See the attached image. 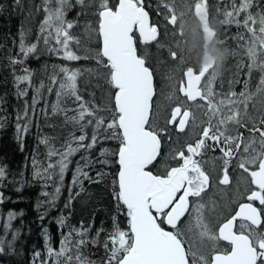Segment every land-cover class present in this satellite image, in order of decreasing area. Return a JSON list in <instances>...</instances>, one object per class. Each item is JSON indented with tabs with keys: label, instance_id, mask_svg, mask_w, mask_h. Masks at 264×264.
I'll return each instance as SVG.
<instances>
[{
	"label": "snow or ice",
	"instance_id": "obj_1",
	"mask_svg": "<svg viewBox=\"0 0 264 264\" xmlns=\"http://www.w3.org/2000/svg\"><path fill=\"white\" fill-rule=\"evenodd\" d=\"M180 3L184 4V0ZM76 5L94 9L98 27L89 23L82 35L77 34L79 22L67 18ZM14 6L25 7L23 0H14ZM34 11L43 14L35 42L26 43L21 27L19 48L23 59L10 53V65H24L32 56L39 59L41 45L43 51L58 59L94 60L96 65L87 69L59 66L58 71L57 65H52L49 73L45 64V78L38 84L33 70L24 67L22 74L14 72L16 95L23 101L22 110H16L18 139L22 140L29 131L42 101L44 107L39 110L45 120L62 115L64 127L71 125L72 129L67 138H59V147L57 137L44 135L38 140L46 152L43 159L39 148L33 155L32 179L43 182V187L54 186V191L42 192L48 199L37 207L56 206L70 170L66 209L80 195L75 191L78 186L83 190L85 181L103 182L110 173L102 169L118 165L112 192L118 209H126L128 230L119 227L115 216L110 231L103 225L95 228L94 223L85 225L81 221L67 233L61 232L58 247L45 230L46 258L34 252L33 264H95L90 253L99 247L105 252L100 264H264V0H230L229 4L221 0L216 7L223 16L220 24L234 23L242 29L235 39L247 58L238 68L246 69V73L229 80L225 92L221 79L224 61L214 60L200 67L198 73L189 66L178 86L183 98L177 95L176 85L168 96L170 104L174 100L170 111L154 101V72L147 57L138 54L133 33L138 31L145 44L156 42L161 56L166 50L174 62L181 63V57L168 41L161 39L159 27L149 23L143 0H117L115 4L92 0L90 5L88 0H43L41 6H34ZM157 12L172 26L165 29L166 35L170 31V37L176 35L175 29L185 14L197 15L210 39L224 47L228 56L234 55L211 23L209 0H189L184 8L176 0H160ZM85 72L96 78V87L101 91L99 102L95 90L92 100H86L80 92L79 81ZM254 73L259 77L255 83ZM236 85H241L239 90ZM30 91L33 94L29 102ZM45 91L55 94L56 102L50 106L44 100ZM162 107L163 126L158 119L155 123L152 120ZM170 128L177 134L175 140ZM164 136L170 144L177 145L169 152L175 163L154 173L149 166L162 156ZM110 141L116 142V148L104 146ZM217 150L223 162L219 185H231L230 164L236 161L248 188L243 194L246 202H239L234 214L214 230L206 216L204 198L211 180L202 160ZM77 155L80 158L74 161ZM6 179V169L0 167V187ZM4 199L0 191V203ZM257 201L259 207L255 206ZM45 215L40 216L41 221ZM16 216L10 211L8 222L3 224L11 239L0 237V254L14 249L18 240V235L10 231ZM237 220L241 222L239 232L235 230ZM57 223L61 229L67 227V217L61 215ZM218 241H226L229 249L220 251L217 247L212 254H205L207 242Z\"/></svg>",
	"mask_w": 264,
	"mask_h": 264
},
{
	"label": "trees",
	"instance_id": "obj_2",
	"mask_svg": "<svg viewBox=\"0 0 264 264\" xmlns=\"http://www.w3.org/2000/svg\"><path fill=\"white\" fill-rule=\"evenodd\" d=\"M215 1L217 6L221 4L220 0ZM23 2L25 7L18 9L14 6V0H0V5L3 6L2 10H0V167H4L7 172V179L3 182L4 186L0 187V191L4 193L5 197L4 202L0 203V237L11 239L10 236L5 234L6 230L3 227V224L8 222V213L10 211L17 213L16 218L11 221L12 227L10 231L18 235L14 249L6 254H0V264H33L34 252H41L46 258L43 235L45 230L51 237L52 244L57 247L62 239L61 232L67 233L69 228L79 226L81 221L85 225L94 223L95 228H100L103 225L106 230L110 231L113 227V217L115 216L119 227L123 230H128L126 210L122 206L118 209L112 192V179L118 172L117 165L102 169L110 173L103 182L93 184L85 181L83 190L78 186L75 191L79 192L80 195L76 196L73 203L66 209L64 205L69 195L67 189L72 179V171L70 170L66 174L56 206L54 208H50L49 205L37 207L42 201L48 199L42 195V192L54 191V186L43 187V182L32 179L33 155L39 148L40 158L43 159V154L46 152L44 146L38 144V140L44 135L57 137L56 146L59 147L62 142L59 138H67L69 131L72 129L71 125L67 128L64 126L60 127L59 124H55L56 117H49L47 121L51 122L55 127L53 130L47 128L49 131L47 132L46 127H44L46 120L40 110H37L36 117L29 131L23 134L22 140L17 138L16 110L17 108L22 110L23 101L19 100L16 95L14 72L22 74V69L26 65H10L8 55L11 53L21 58L19 33L23 19L29 11L34 13V6H41L43 0H23ZM227 2H230V0H224L225 4ZM77 9L80 10L78 5L69 11L67 17L69 20L73 19L72 17L77 13ZM38 28L39 24H37L36 30L32 28L34 30V34L31 35L33 42H35ZM228 29L230 28L225 27V30ZM238 33L232 31L226 33L223 31L221 32V37L231 39L233 36L237 37ZM228 43V47L227 45L225 47L235 49L230 40H228ZM41 52L39 59L34 58V60L31 57L25 61L33 64L32 67H29L33 72L39 67L38 62L40 60L42 62L45 60L49 61L52 56L43 51V47H41ZM228 62L230 63V60ZM104 146L114 149L116 148V142L110 141ZM79 158V155H77L73 159L75 161L79 160ZM71 167L74 168L75 164L73 163ZM22 173L23 175H21ZM92 174L95 175L94 172ZM45 213V219L41 221L40 216ZM61 215L67 217V227L63 229L57 223V218ZM90 259L95 261V264H100L105 259L104 249L102 247L91 249Z\"/></svg>",
	"mask_w": 264,
	"mask_h": 264
},
{
	"label": "flooded vegetation",
	"instance_id": "obj_3",
	"mask_svg": "<svg viewBox=\"0 0 264 264\" xmlns=\"http://www.w3.org/2000/svg\"><path fill=\"white\" fill-rule=\"evenodd\" d=\"M89 2H92V0H88V3ZM159 2L160 0H143L145 10L149 13V23L153 25H157L159 27L161 32V39L162 37H165L168 43L172 45L173 50H175L180 57H181L180 51H182L184 47L189 46L191 44V48H192L190 60H187L184 66H179L180 69L179 77H177L175 73L176 67L171 66L177 61L176 62L172 61L167 51L166 50L164 51L163 57L167 60H170L168 61L169 63L168 70L170 71V74L173 75V82L170 84L169 88H168V83L160 82L159 73L160 70H162L161 68L162 63H159L154 59L155 54H157L158 56L160 55L159 45L156 42L149 44L142 43L138 31H135L133 33V36L136 42L138 54L147 57V63L151 65V68L154 72V85L156 88V96L154 97V101L156 102L157 105L168 107V110L170 111V107L174 106V100L171 104L169 100L167 101V103H162V98L169 96L170 93L173 92L174 90L173 85H176L177 95L183 98L182 94L178 92L179 81L183 78V72L186 70L187 67L191 66L198 73L199 68L204 66L205 58L207 56H210L212 61L215 60L217 63H220V45L217 44L212 39L210 41H206V33L203 31L202 28L203 21L201 18H199L197 15L193 13L185 14L183 18L179 21L178 26L175 29L176 35L174 37H170V31L166 35L165 29L167 28L170 30L172 26L167 25L164 17L158 14L157 5L159 4ZM176 2L180 8H184L186 7L189 0H184V4H181L180 0H176ZM110 3L115 4L117 3V0H110ZM229 3L230 2H227V4ZM209 6H210L211 23L213 27L216 29L218 36L221 40L228 42V40H226L227 38L221 37V32L223 31H225L226 33H229L230 31L232 32L242 31V29H238L234 23L233 25L232 24L220 25L218 21V16L220 14L216 12V7H217L216 1L209 0ZM93 14L94 15L92 16V19H94V21L96 22L95 10ZM225 27H229L230 29L225 30ZM207 38H209L208 33H207ZM180 40L181 42L178 44V41ZM217 90L219 91L220 89L218 88ZM162 91H169L170 93L167 92L161 93ZM163 107L161 109V113L158 116L154 115L152 118L153 123H155L156 120L158 119L161 126H163L164 123ZM169 131L172 132L173 140H175L177 134L171 128L169 129ZM180 135L182 136L183 134ZM188 135L189 136L192 135L191 130H188ZM162 139H163L162 156L158 158V162H154V166L152 165L149 166V168L154 173L158 171L163 172L166 166L175 163L170 160L169 152L172 147H177V145L170 144L167 136H164ZM220 156L221 154L217 150L216 152H209L202 160V164L206 172L210 175V180H211L210 190L208 191L207 195L204 198V202L207 205L206 216L210 224L213 226L214 230L216 229L219 223L224 221L226 217H230V215L234 214L233 210L238 206L239 202H246V196L244 195L242 197L237 196L234 199H232V197H229L227 198V200H229L227 212L224 214H220V199L221 198L225 199L223 195V191L226 190V188L228 189V187H231L235 184V181L237 180V176L243 178L241 170H239L238 167L236 166L237 162L233 161L230 164L231 185L230 186L219 185L218 178L222 174L221 170L223 167V162L220 159ZM245 182L247 187L248 186L247 181ZM211 203L215 204L214 207H211ZM254 203L256 206V202ZM240 224H241L240 221L236 222L235 230L237 232L241 231ZM162 226L165 228V230H169L167 225H162ZM193 239L196 240V237H194ZM217 247L218 250L225 251L228 250L230 246L223 241L210 242L207 243L205 254L207 255L212 254L213 249Z\"/></svg>",
	"mask_w": 264,
	"mask_h": 264
},
{
	"label": "rangeland",
	"instance_id": "obj_4",
	"mask_svg": "<svg viewBox=\"0 0 264 264\" xmlns=\"http://www.w3.org/2000/svg\"><path fill=\"white\" fill-rule=\"evenodd\" d=\"M91 4V2H89V5ZM30 7V6H29ZM31 12V11H29ZM92 12L93 10L89 7H84L83 9H77V13L74 15V17H72L73 21H78L79 22V27L77 29H75L77 34H83L84 33V28L87 24H92L93 26H97V22L94 21V19H92ZM79 14V15H78ZM84 20H80L83 19ZM43 19V14L42 13H37L34 12L32 13L31 16H29V13L26 14L25 18L23 19L22 22V26L24 31H25V41L26 43H32L33 40H31V35H33V31L37 29V24H40V21ZM87 19V20H86ZM223 19V16L220 14L218 16V21ZM36 25V26H35ZM222 25V24H220ZM233 25V24H232ZM32 28L34 30H32ZM39 31V28H38ZM38 31L36 33H38ZM230 37V36H229ZM235 36H233V38L231 39H226V40H230V43L232 42V44L234 45L235 49H229L231 52L234 53V55H230L228 56V52L226 51V49L222 46H220V63L224 61V65H223V69H222V77L221 79L223 80V85H224V91L226 92L228 90V81L229 80H233V79H237V78H241L243 76V74L246 73V69H242V68H238L239 65H241L242 63L246 62V56L244 55L243 51L241 49H239L237 47V40L234 38ZM195 38V37H194ZM163 41H167V39L165 37H162ZM181 42L178 41V44ZM96 46V41L94 40L92 42V47L94 48ZM41 47H43L41 45ZM228 47V45H227ZM191 44L189 46L184 47V49L182 51H180L181 53V63L179 61H177L176 63L172 64L171 66L176 67V75L177 77H179V66H184L186 64L187 60H190V56H191ZM20 51V48H19ZM81 55H83V51H81L80 53ZM21 58L23 59V57L21 56ZM31 58V57H30ZM32 58H36L35 56H32ZM164 57L160 55L158 56L157 54H155L154 59L156 61H158L159 63H162V70H160L159 73V77H160V82H165L168 83V88L170 87V84L173 82V75L170 74V71L168 70V66L169 63L167 59H163ZM171 59V58H170ZM35 60V59H34ZM230 60V63L228 62ZM26 65L27 68L32 67L33 64L31 62H25L24 63ZM47 64L48 65V72L51 73L52 71V65H57V71L59 70V66H68L70 68H80V69H87V68H95V61L94 60H80V61H64L61 59H58L56 56L52 55L50 57L49 61H44L42 62L41 60L38 62L39 67L36 69V71L34 72L36 74V83H39L40 79H44L45 78V74H44V65ZM170 66V67H171ZM32 70V69H31ZM258 74L254 73V78H253V83H255L256 81H258ZM237 90H239V88L241 87V85H236L235 86ZM79 89L82 95H84L86 100H92L93 97L91 95V93L93 92V90H95L96 92V99H98L97 101H100V97H101V91L99 90V88L96 87V78L94 76H89V74L87 72L84 73L83 77L80 79L79 81ZM163 92H167L170 93L169 91H162ZM32 91L29 92V95L27 97V99L29 100V102L31 101V97H32ZM44 100L49 102V106L51 105V103H55L56 102V97L55 94H51L49 95L46 91L44 92ZM168 101V96L162 98V103H167ZM105 103L107 101H104ZM23 106V103L22 105ZM71 106V105H69ZM44 107V102L42 101L41 104L38 106L37 110H39L40 108ZM55 124H59L60 127L64 126L63 125V117L58 116L55 119ZM49 125H52L51 122H48L46 120V122L44 123V127H46L47 132L48 129H54V127H50ZM43 134V132H42ZM248 187V186H247ZM246 187V182L242 177L237 176V180L235 181V184L231 187H228V189L226 188V190L223 191V195L225 197L220 199V214H224L227 212L228 210V204H229V200H227V198L232 197V199H234L237 196H243L244 192L247 189ZM243 192V193H242ZM242 193V194H241ZM228 195V197H227ZM231 202V201H230ZM214 203H211V207H214ZM217 208V207H216ZM196 243H199V239L198 237H196L195 240ZM210 243V242H207Z\"/></svg>",
	"mask_w": 264,
	"mask_h": 264
},
{
	"label": "water",
	"instance_id": "obj_5",
	"mask_svg": "<svg viewBox=\"0 0 264 264\" xmlns=\"http://www.w3.org/2000/svg\"><path fill=\"white\" fill-rule=\"evenodd\" d=\"M202 28H203V31L206 33V41H210V40H211V39H210V35H209L208 29H207L206 25L204 24V22H202ZM207 33H208V35H209V38H207ZM212 62H213V61H212L211 57H210V56H207V57L205 58V64H204V66H208V65H210ZM257 203H258V201H257ZM258 204H259V203H258ZM225 242H226V241H225Z\"/></svg>",
	"mask_w": 264,
	"mask_h": 264
}]
</instances>
